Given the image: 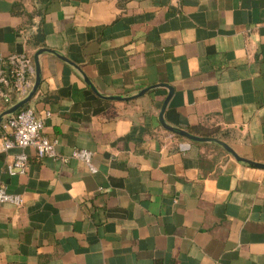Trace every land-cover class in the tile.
Instances as JSON below:
<instances>
[{
  "label": "crops",
  "instance_id": "1",
  "mask_svg": "<svg viewBox=\"0 0 264 264\" xmlns=\"http://www.w3.org/2000/svg\"><path fill=\"white\" fill-rule=\"evenodd\" d=\"M23 52L22 109L98 171L26 149L12 176L0 127L25 200L0 205V264H264V0H0V69Z\"/></svg>",
  "mask_w": 264,
  "mask_h": 264
},
{
  "label": "built area",
  "instance_id": "2",
  "mask_svg": "<svg viewBox=\"0 0 264 264\" xmlns=\"http://www.w3.org/2000/svg\"><path fill=\"white\" fill-rule=\"evenodd\" d=\"M35 76V64L27 53H16L7 57L0 69V100L11 105L14 98L26 99L33 90ZM50 116V112H45L43 117L34 109L25 108L7 116L3 121V151L21 150L8 165V173L12 176L26 174L30 163L26 149H34L38 159L49 158L63 163H68L70 159L80 161L90 173H96L98 169L93 164L92 151L75 149L71 157H63L58 153V142L43 134L44 118ZM24 203L22 196L9 193L5 185H0V205L22 207Z\"/></svg>",
  "mask_w": 264,
  "mask_h": 264
},
{
  "label": "water",
  "instance_id": "3",
  "mask_svg": "<svg viewBox=\"0 0 264 264\" xmlns=\"http://www.w3.org/2000/svg\"><path fill=\"white\" fill-rule=\"evenodd\" d=\"M41 52H43V51H40V53ZM40 53L37 54L36 59H35L36 60V64L35 65H36V77H37V80H36V84H35V87H34L32 93L24 101H22L21 103L17 104L16 106H14L13 108L9 109L8 111H6L5 113H3L0 116V127H1V124L6 119L7 116L12 115V114L20 111L23 107H25L28 104V102L33 98V96L37 92L38 87H39L40 82H41V79H40V70H39V64H38V56H39ZM113 99L114 100H123L120 97H115ZM165 108H166V106L164 107V109L162 111V114H161V118L160 119H161L162 124L164 125V127L167 130H169L170 132H172V133H174L176 135H179L181 137H185L187 139H190L192 141L217 143L220 146H222L228 153H230L231 155H233L238 161H240V162L243 161L241 158L238 157V155L234 152V150L232 148H230L227 144H225L222 141H219V140L213 139V138L197 137V136H194V135L190 134L189 132H186V131H177V130H174V129L166 126L165 123H164V120H163V115H164ZM250 164H252L255 167L264 169V165H262V164H257V163H252V162H250Z\"/></svg>",
  "mask_w": 264,
  "mask_h": 264
},
{
  "label": "trees",
  "instance_id": "4",
  "mask_svg": "<svg viewBox=\"0 0 264 264\" xmlns=\"http://www.w3.org/2000/svg\"><path fill=\"white\" fill-rule=\"evenodd\" d=\"M190 133L195 134L196 132L194 130H190Z\"/></svg>",
  "mask_w": 264,
  "mask_h": 264
}]
</instances>
